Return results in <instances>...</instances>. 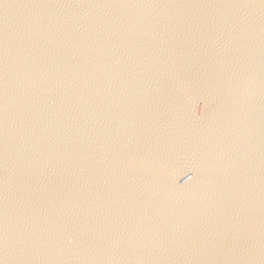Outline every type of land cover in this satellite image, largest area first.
Here are the masks:
<instances>
[{
	"label": "water",
	"instance_id": "obj_1",
	"mask_svg": "<svg viewBox=\"0 0 264 264\" xmlns=\"http://www.w3.org/2000/svg\"><path fill=\"white\" fill-rule=\"evenodd\" d=\"M0 264H264V0H0Z\"/></svg>",
	"mask_w": 264,
	"mask_h": 264
}]
</instances>
